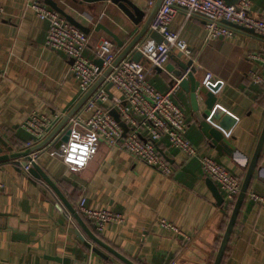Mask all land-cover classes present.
<instances>
[{
  "label": "crops",
  "instance_id": "obj_1",
  "mask_svg": "<svg viewBox=\"0 0 264 264\" xmlns=\"http://www.w3.org/2000/svg\"><path fill=\"white\" fill-rule=\"evenodd\" d=\"M30 1L33 0H0L4 7L0 17V135L16 150L26 148L24 142L29 134L20 125L31 112L61 114L48 134L83 94L69 71L70 59L44 46L47 22L36 15L28 5ZM55 1L90 28L85 55L92 60L96 59L94 46L106 37L115 42L120 53L152 7L148 0H136L144 17L134 24L109 1ZM251 1V13L264 15V0ZM97 24L104 28L96 29ZM170 28L188 44L189 55L181 57L194 60L196 76L216 96L211 110L216 114L214 122L236 149L230 158L222 160L242 180L246 159L253 153L264 122V88L246 75L254 66L248 54H264L263 43L245 30L237 31L233 38L206 42L203 20L182 12L176 14ZM105 29L115 34L122 46ZM147 35L148 32L137 44ZM178 53L172 52L164 69L150 73V81L159 90L172 87V72L167 67L178 66ZM174 99L187 114V137L200 152L216 158L217 152L208 146L187 93L178 88ZM159 145L172 165L170 176L104 143L78 172L68 171L59 158L43 151L45 145L37 161L74 207L84 194L91 207H108L123 214V223H108L97 234L137 264H213L230 214L222 206L223 193L219 190L223 201H218L196 158L169 147L165 139ZM0 182V264H59L45 255L69 257L84 264H125L104 249L101 250L109 259L87 248L77 234L78 231L85 237L82 227L57 208V203L64 206L53 190L47 186L57 203L38 187L36 178L27 176L13 160L0 162ZM250 191L264 196V145L247 192ZM82 218L93 228L92 221ZM161 219L188 238L163 226ZM220 264H264V204L251 201L247 194Z\"/></svg>",
  "mask_w": 264,
  "mask_h": 264
},
{
  "label": "built area",
  "instance_id": "obj_2",
  "mask_svg": "<svg viewBox=\"0 0 264 264\" xmlns=\"http://www.w3.org/2000/svg\"><path fill=\"white\" fill-rule=\"evenodd\" d=\"M148 1L150 6L155 2ZM28 5L40 19L47 22L44 46L61 52L72 60L69 71L77 80L81 92H85L99 75V68L94 60L85 55L88 34L43 2L33 0ZM251 7V0H237L235 3H227L225 0H162L151 19L146 39L136 44L129 55L113 66L80 108L68 118L64 126V130H69L67 141L57 148L54 146L55 141L49 142L43 147V151L59 158L68 171L78 172L87 166L99 145L104 143L126 152L134 160L145 163L157 172L170 176L173 172L172 165L159 145L165 139L169 147L189 158H196L203 174L223 193L225 203H234L240 190L241 178L218 163L212 155L200 152L186 135L187 114L174 99V93L180 88V79L169 90L162 91L150 81L149 75L157 68L164 69L173 51L189 55L187 42L170 28L179 12L187 17L203 20L206 42L233 38L237 31L242 30L237 27L239 25L251 28L264 46V15L252 14ZM3 13L4 7L0 4V17ZM152 31L158 32L163 40L157 42L153 39L150 36ZM135 51L142 54L141 60L132 59ZM94 53L95 58H102L103 67H106L117 56L118 50L115 42L106 37L94 46ZM248 60L254 66L246 75L250 81L264 88V54L251 52ZM108 82H111V88L115 90L111 98L106 90ZM111 109L118 113L126 129L114 118ZM60 117L59 113L47 116L31 112L20 125L29 134L24 145L29 147L44 137ZM39 153L40 150H37L30 154L31 159L26 160L22 166L25 172ZM2 187L0 182V188ZM246 194L251 201L264 204V196L253 191ZM75 208L92 221L97 232H102L108 223L124 222L120 211L108 207L93 208L84 194L76 200ZM68 218L71 219L70 215ZM160 223L188 238L169 221L161 219Z\"/></svg>",
  "mask_w": 264,
  "mask_h": 264
},
{
  "label": "water",
  "instance_id": "obj_3",
  "mask_svg": "<svg viewBox=\"0 0 264 264\" xmlns=\"http://www.w3.org/2000/svg\"><path fill=\"white\" fill-rule=\"evenodd\" d=\"M43 1L51 8L60 12L71 24L75 25L76 27L84 31L86 34L89 33L90 28L88 26L83 25L81 22L76 20L72 15L68 14L63 9H61L55 0H43ZM96 1H109L112 4H115L120 10H122L126 14V16L134 24H139L144 17V10L139 6L136 0H74V2H77L79 4H82L83 2H96ZM161 1L162 0H155L154 4L150 9L148 17L140 26L137 34L130 40V42L124 47V49L117 54V56L114 58L111 64H109L106 67H103L102 58L98 57L94 60V63L99 68L98 77L89 86V88L85 92H83L82 96L79 98L76 104L71 108V110L67 114H65V116H63V118L57 123V125L44 138H42L36 144L26 147L25 149L16 150L13 147V145L9 143V141L4 139L0 135V162L13 160L17 164V166L22 168V166L26 163V160L31 159L30 154L34 151L40 150V148L46 145L47 143L55 141L54 146L57 148L62 144V142L67 141L69 130L67 129L64 130V126L68 118L79 109V107L88 98V96L105 79V77L112 70L113 66L116 65L123 57L131 53L133 51L132 49H134L133 47L141 40L142 36H144V34H147L151 19L154 16L155 12L157 11ZM225 1L227 3H235L237 0H225ZM100 27L103 26L101 24H97L96 29ZM237 27L242 30L253 33V30L251 28H246L244 26H239V25H237ZM105 30L112 35V37L118 42L119 46H122L121 42L118 41L115 34H113L108 29ZM150 36L153 39H155L157 42H161L163 40V37L156 31H152L150 33ZM176 56H178L177 58H179L178 66L174 68L168 65L167 67L172 72V78L170 80V84L172 85L175 83L177 79H180L178 85L188 95L190 107L194 113V116L197 118V121L199 122V125L201 127L204 136L208 140L207 142L208 146L216 150L217 152L218 156L215 158L216 161L226 166L231 171H233L230 167H228L225 164L222 158L223 157L226 159L230 158L236 152V149L234 148V145L229 141L225 133L218 126V124L214 122L216 120V116H215L216 114L211 113V110L216 102V96L209 89V87L205 85L204 82H202V80L199 79V77L196 76L197 67L194 65V60L192 58L189 59L182 58L181 57L182 52L180 51ZM141 58H142V54L139 51H135L132 55V59L136 61L141 60ZM170 58H172V53L170 55ZM71 62L72 60H70V63ZM184 73H186V76L183 77ZM111 85H112L111 82H108L106 84V90L110 98L112 97V91L110 90ZM110 112L114 116V118L117 121H119L122 127L126 129V125L120 121L118 113L113 109H111ZM263 145H264V122L252 155L248 159L245 158L247 160L246 170L241 180L240 190L235 198L233 207L228 216V221L226 223L225 230L221 237L220 244L218 246V250L215 259L213 261V264L221 263L226 246L229 242L234 225L236 223L238 214L246 197V193L249 189L251 179L257 167L258 158L262 151ZM165 157L167 158L166 155ZM26 174L27 176L36 178L39 181L38 187L43 192L47 194L49 193L48 196L53 203H57L56 198H58L62 202V205L64 207L60 206L57 203V208L62 211L63 215H68V216L70 215V217L72 219H75L78 222V224L82 227L85 237L82 234L78 233V231L77 234L79 235V238L87 248H89L91 251L95 252L96 254H98L99 256L105 259H109V256L106 253H104L101 249H104L109 254L118 258L125 264H137L136 262L125 256L124 254H122L120 251H118L116 248L111 246L109 243L104 241L100 237V235L97 234L94 224H93V228L88 227V225L85 223L84 219L82 218V215L76 210V208L61 192L56 182L44 171V169L38 163L37 159L31 162V166L26 172ZM207 182L211 190L213 191L216 199L218 201H223V197L220 194V191L218 187L215 185V183L210 178H207ZM47 186L53 190V192L57 196L56 198H54L53 195L52 196L50 195L51 192H47L48 191ZM45 256L48 259L58 262L59 264H84L79 260H74L69 257L52 256V255H45Z\"/></svg>",
  "mask_w": 264,
  "mask_h": 264
},
{
  "label": "trees",
  "instance_id": "obj_4",
  "mask_svg": "<svg viewBox=\"0 0 264 264\" xmlns=\"http://www.w3.org/2000/svg\"><path fill=\"white\" fill-rule=\"evenodd\" d=\"M264 94V93H263ZM160 148H161V146H160ZM223 207H224V209L227 211V212H231V209H232V207H233V202H228V203H223V205H222ZM98 234H101L100 232H97Z\"/></svg>",
  "mask_w": 264,
  "mask_h": 264
}]
</instances>
